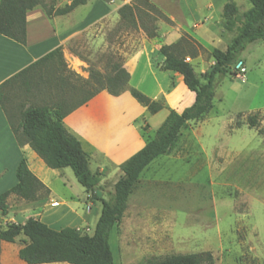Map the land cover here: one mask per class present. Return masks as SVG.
I'll list each match as a JSON object with an SVG mask.
<instances>
[{
  "label": "crops",
  "instance_id": "crops-1",
  "mask_svg": "<svg viewBox=\"0 0 264 264\" xmlns=\"http://www.w3.org/2000/svg\"><path fill=\"white\" fill-rule=\"evenodd\" d=\"M226 1L209 0L203 4V8L208 11V15L203 18L195 16L191 27L196 34L204 24L209 23L208 28L203 30L201 34L214 37L213 31L219 25V34L226 40L229 38L224 49L227 48L228 43L236 35L234 31L225 30L223 26L222 9ZM87 5L88 2L83 4V6ZM77 8L73 12H76ZM109 8L107 4H94L89 11L90 14L84 17H70L61 14L51 17L39 11L40 9L31 10L27 15V42L25 44L0 33V85L57 47H62L63 58L67 66L77 74H82L81 63H83V60L80 56L72 53L68 45L73 44L81 37L93 39L98 30L97 25L103 20L102 29L104 31L107 28H112L113 21H115L114 25L119 22L120 18L112 17ZM216 13H219L217 19ZM173 20L175 19L173 18ZM175 21L177 22L176 26L162 32L163 44L174 43L184 32L190 33L185 29L184 24H188L185 20ZM228 32L234 34L229 37ZM195 38L198 40L197 37ZM198 41L201 43L200 40ZM164 59L165 57L163 58L162 55L159 59L160 63L156 64L147 45H143L129 60L128 65H124L131 74L130 88H137L152 99L164 104V108L158 112L151 113L146 105L139 102L132 95L130 88L119 95H113L104 89L64 118L67 129L81 140L83 148L88 153L90 168L91 162L94 161L96 171L102 173V181H108L112 185L113 192L115 183L123 174L120 165L142 149L149 138L156 136V130L164 122L169 111L173 109L181 113L194 103L195 93L185 84L183 76L173 70L161 69ZM241 59L246 67V72L241 77L245 83L249 84V79L246 77L248 72L247 61L243 56H241ZM158 71L169 72L171 82L163 83L157 73ZM252 88L254 91L252 90V96L248 101L250 105L248 110L230 116L217 117L219 118L217 120H221L223 131L213 136L212 143L201 138L205 136V133H208L205 131L206 124L214 123V112L211 111L204 119L183 126L169 150L156 157L142 171L129 194L127 207L118 226L116 235L119 245L157 250L158 254L152 253L150 256L154 258L172 254L195 253L173 252L176 241L181 246H187L190 242L196 240L194 235L191 236V234H185L182 232L183 230H179V226L192 224L193 222L201 223L200 225L204 228L211 226V221L208 218L203 220L200 216L216 215L214 211H208L204 208H174V203L171 202L193 199L196 192L195 186L186 188L182 184L178 185V191L176 194H172L175 196L174 200L169 198L170 200L163 201L164 196L162 193L168 194L167 197L171 196L169 193L171 191L167 193L166 189L168 188L164 183L177 184L172 181L174 174L173 171H168L171 166H166V161L184 163L199 168L204 165L215 168L233 165L234 171L232 170L228 174L227 181L224 183L232 182L230 178L234 177L237 179V188L242 187L251 196L255 195L253 191L264 184V79L254 84ZM162 111L164 113L159 115L160 118L157 121L155 119L152 124L150 120L157 117ZM241 114H243V117L257 114V126H252L247 119L244 122L238 121L234 124L235 119ZM140 118L142 121L144 120L142 123L138 122ZM146 124H148V128L145 130L143 126ZM244 129H255L261 137V145L251 147V140H248L245 144L239 146L234 138L236 136L240 137L239 134ZM246 135V133H243L242 137L245 138ZM163 156L166 159L162 160ZM22 157L27 159L29 168L45 184H48L49 175L53 172L52 170L57 169L49 167L32 149L30 144L20 145L18 143L9 121L7 109L3 107L0 101V194L17 183L16 169ZM112 170L115 175L113 180L110 179ZM161 170H165L162 173V175H166L165 178L160 175ZM225 171H220V174ZM244 179L247 183L243 181ZM144 180L150 181V185L141 187L139 194V186ZM160 182L163 185L159 186ZM162 189L163 192L160 191ZM201 197L208 199L205 193L200 192L197 198ZM58 204V201L52 202L54 206H58ZM91 208L89 213L96 210L95 203ZM30 216H27L26 219ZM83 222H85L84 219L78 214L74 226L80 229ZM91 230L89 229L90 235L94 232V230L93 232ZM22 235L17 237L14 242L0 240V264H29L20 256V250L27 241V237ZM237 247L239 249L236 251L234 258L238 264H264V256L257 254L256 251L253 252L252 246H249V250H247L245 245L239 242ZM226 253L229 254L231 251L228 249ZM214 256L215 264H217L216 259L218 257L217 255ZM218 256L220 257L221 253ZM67 263L50 262L40 264Z\"/></svg>",
  "mask_w": 264,
  "mask_h": 264
},
{
  "label": "rangeland",
  "instance_id": "rangeland-1",
  "mask_svg": "<svg viewBox=\"0 0 264 264\" xmlns=\"http://www.w3.org/2000/svg\"><path fill=\"white\" fill-rule=\"evenodd\" d=\"M143 0H88L87 6H79L76 12L65 14L66 16L84 17L90 14L94 4H107L110 8L112 17L120 18L119 22L111 29L104 31L102 26L104 20L99 23L98 30L94 38L81 37L79 40L68 45L69 50L80 56L83 60L81 63L82 74H77L72 71L67 64H62L59 59H54L44 66L29 72L27 77H21L14 82L7 85L3 90L4 96L7 98L6 105L15 114V122H18L20 111L28 105H42L52 104L61 95L60 91L64 87V96L69 103H75L79 99L90 93L95 88L101 86L91 78L90 69L99 71L102 74L112 72L114 63H121L124 65L129 63V60L139 51L143 45H147L153 55V61L159 64L162 54L159 48L163 45L162 32L168 31L177 25L178 22L185 20L188 24H184L185 29L192 35L198 38L201 43L193 37L190 33H183V52L186 54L196 53V57L188 56V60L192 62L198 74L207 71L214 63L212 57V49H224L226 40L219 34V25L213 31L214 37L203 36L201 32L208 28V24H204L202 29L196 34L192 30L193 19L195 16L205 17L208 11L203 8V4L209 0H150L168 17V19H159L156 24L159 27L160 35L158 37H149L146 31L137 24L134 26L128 20L122 19L119 9L123 5H132L134 12L136 8L139 12L149 11V14L155 13L152 9H148L142 2ZM228 1V0H227ZM226 1V2H227ZM239 6L240 13L250 7L248 0H233ZM72 0H42V4L34 9H40L47 14L48 10L53 12ZM225 2V3H226ZM33 9V10H34ZM31 11V10H30ZM29 11V12H30ZM108 11V12H109ZM27 13V15L29 14ZM223 12V9H222ZM41 13V12H40ZM49 16V15H48ZM57 16L52 14L51 17ZM110 16V15H109ZM108 16V17H109ZM170 16V17H169ZM173 17L175 20H173ZM219 18V13H216V19ZM39 21V20H38ZM215 21V20H213ZM223 18V26H224ZM185 23V22H184ZM215 23V22H214ZM162 27V29H161ZM226 30V29H225ZM235 32V31H234ZM236 33V32H235ZM234 34L228 32L227 35ZM227 38V36H226ZM246 58L248 65V72L246 77L249 79V84L243 81L242 77L237 75L234 77L230 74L217 77V84L214 97V107L211 110L214 112L213 124H206L205 136L201 137L205 141L212 143L213 136L222 130L221 120H217L222 116L234 115L241 111H246L250 107L249 99L253 93V85L264 79V40H259L251 43L241 54ZM164 58V56H163ZM162 65V64H161ZM127 69V68H126ZM236 70V68H234ZM161 81L165 84L171 82L170 73L167 71L157 72ZM138 75V74H137ZM253 90V91H252ZM164 111V110H163ZM151 119L153 124L160 118ZM12 113V115H13ZM211 113V112H210ZM142 118V117H141ZM138 122H143L142 119ZM248 117L239 115L235 119L234 124L244 122ZM264 130V129H263ZM240 137L234 138L239 146L251 140V147H258L261 145V137L256 133L255 129H244L240 132ZM243 133L247 135L242 137ZM231 140V139H230ZM214 154V153H212ZM164 157V156H163ZM166 159L164 158H161ZM95 162H91L93 172L95 169ZM171 166L169 172L173 171L172 181L177 184L164 183L171 196L162 193L163 201L174 200L173 196L178 191V185H184L186 188L196 187L195 196L189 201H171L174 203V208L185 209H202L214 211L216 213L210 216H200L205 220L208 218L211 221V226L204 228L201 223L193 222L192 224L180 225L179 230L185 234H191L196 237V240L190 242L187 246L180 245L175 242L173 252H198L202 250H211L214 255H217V264H238L235 261V253L238 251V244L242 242L247 250L249 246L253 247V252L264 256V184L256 188L255 195L251 196L242 188H237V179L230 178L232 182L225 184L228 174L233 170V165H224V168H215L209 165L202 167H195L187 164L177 162H167L166 166ZM226 170L223 174L220 171ZM48 179V186L51 189L49 197L42 201L28 203L23 201L15 194L8 197L9 213L6 216L1 215L0 212V228H6L9 223H22L27 216H36L48 223L54 228H62L65 226H74L77 215L79 214L85 222L80 226L82 233L93 232L96 223L99 219L102 202L100 198L109 199L113 194L112 185L108 181H100L93 192H87L85 187L76 178L73 169L66 167L62 169L52 170ZM55 171V172H54ZM57 171V172H56ZM165 172L161 170L160 175ZM110 179L115 178L114 171L110 172ZM17 176V175H16ZM164 178L166 175H162ZM246 177V176H245ZM17 179V178H16ZM242 180V179H240ZM183 183H180V182ZM246 182V180H243ZM144 182V183H143ZM139 186V194L141 187L150 185V181L144 180ZM247 183V182H246ZM245 184V183H244ZM163 185L160 182L161 186ZM236 189V190H235ZM163 192V189L160 190ZM201 193H205L206 198H197ZM173 194V195H172ZM224 195L223 197H221ZM170 198V199H169ZM213 198V199H212ZM53 201H58V206L52 205ZM161 201V202H163ZM37 203V204H36ZM95 203L94 212L91 207ZM250 213V214H249ZM238 222V223H237ZM237 224V225H236ZM23 236V235H22ZM21 236V237H22ZM111 246L114 253L115 264H139L146 258H151V254H158L157 250H150L148 248H132L121 246L118 243L116 233L111 237ZM122 247V248H121ZM231 253L227 254L226 250ZM160 250V249H159ZM221 256L219 257L218 255ZM68 264V263H67Z\"/></svg>",
  "mask_w": 264,
  "mask_h": 264
},
{
  "label": "trees",
  "instance_id": "trees-1",
  "mask_svg": "<svg viewBox=\"0 0 264 264\" xmlns=\"http://www.w3.org/2000/svg\"><path fill=\"white\" fill-rule=\"evenodd\" d=\"M140 1V0H138ZM88 0H72L64 7L54 12L48 10L51 16L65 15L72 12ZM149 11H141L132 5H123L119 9L122 19L128 20L134 26L140 25L149 37H158L159 27L156 22L168 17L160 8L150 2L142 1ZM233 0H228L223 6L224 28L235 31L236 35L228 43L226 49L214 48L212 57L214 63L202 74H198L188 56L196 57V53L183 52V36L171 44L160 47L165 57L161 69L173 70L183 76L185 84L195 93L194 103L179 113L171 109L164 122L156 130V136L149 138L145 146L124 161L120 167L123 174L114 185V192L109 199L100 198L102 210L94 228V232L82 233L75 226H65L60 229L51 227L40 218L28 217L23 223H9L6 228H0V240L14 242L24 235L27 241L20 250V256L29 264L50 262H68L70 264H114V253L111 246L113 233L117 234L123 212L127 207L129 194L140 177L142 171L159 155L167 152L178 137L183 126L204 119L214 107V97L217 77L230 74L237 75V64L242 61L241 54L248 44L255 40H264V0H248L250 7L240 13L239 6ZM42 0H0V33L25 44L27 42V13ZM66 65L62 47L50 51L22 71L0 85V101L7 109L9 121L16 139L20 145L30 144L32 149L53 169L71 167L78 181L87 192H93L102 179L100 171L93 172L90 168L89 155L83 148L81 140L71 133L64 123V118L78 107L86 104L102 90L113 95H119L127 90L131 78L130 72L121 63H114L112 72L102 74L90 69V76L101 87L95 88L89 94L75 103H69L61 95L51 104L28 105L19 114L15 122V114L9 111L6 97L2 90L18 78L27 77L29 72L46 65L54 59ZM236 68V70L234 69ZM132 95L146 105L151 113L164 108V104L154 100L137 88H130ZM248 123L257 126L258 115H250ZM241 123L239 122V125ZM146 130L148 124L144 125ZM17 183L0 194V212L6 216L9 213L8 197L15 194L23 201L34 203L49 197L51 189L32 170L25 157H22L16 169ZM139 264H215V256L211 250L188 254H172L162 257L144 259Z\"/></svg>",
  "mask_w": 264,
  "mask_h": 264
},
{
  "label": "built area",
  "instance_id": "built-area-1",
  "mask_svg": "<svg viewBox=\"0 0 264 264\" xmlns=\"http://www.w3.org/2000/svg\"><path fill=\"white\" fill-rule=\"evenodd\" d=\"M236 68L238 77H241L246 72V67L242 61L237 64Z\"/></svg>",
  "mask_w": 264,
  "mask_h": 264
}]
</instances>
